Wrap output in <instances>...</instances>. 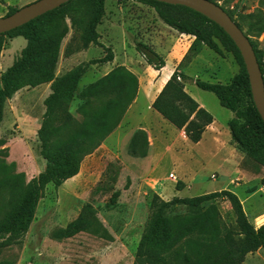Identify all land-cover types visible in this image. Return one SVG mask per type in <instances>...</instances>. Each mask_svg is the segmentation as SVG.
I'll return each mask as SVG.
<instances>
[{
    "label": "rangeland",
    "instance_id": "374dc122",
    "mask_svg": "<svg viewBox=\"0 0 264 264\" xmlns=\"http://www.w3.org/2000/svg\"><path fill=\"white\" fill-rule=\"evenodd\" d=\"M31 1L34 0H0V17L4 16L8 6L19 8ZM114 1L107 4L97 28L99 41L112 49L114 63H124L136 75V96L118 125L93 152L83 157L79 172L57 187L52 184L45 187L27 230L12 239L0 238V264H133L154 200L171 199L170 190L188 180V189L179 195L194 196L220 187L228 188L237 194L254 226L264 222V184L260 181L264 167L255 171L241 158L239 165L251 172V176L231 180L224 172L218 174L215 171L217 163L206 150L204 153L202 150L199 158L192 155L197 146H190L183 129L165 120L149 106V101L164 85L160 87L158 79L167 75L173 62L167 55L163 57L164 65L159 77L158 59L153 57L155 65L147 63L137 48L139 43H143L157 54L164 55L165 31L161 27L165 24L145 4L130 0L118 7ZM216 1L232 14L243 30H246L249 19L254 20V15L264 17V0ZM72 37L70 30L61 42L56 74L105 53L98 45H88L67 56L64 52L69 41L73 50L79 45L78 39ZM249 37L262 51L264 62V28ZM24 45L22 36L4 38L0 50V74L19 59ZM108 63L111 61L91 65L79 80L70 104V112L77 119L81 118L77 112L80 102L77 93L84 85L106 73ZM176 69L189 75L184 88L190 86L189 94L200 100L219 123H226L233 116L232 111L220 105L214 93L197 87L193 82L195 78L209 82L229 81L238 71V64L231 53L224 52L219 56L206 47L198 53L189 49ZM48 91L47 83L23 87L4 103L0 123L3 141L0 151V220L8 212L13 196L5 186L7 180L13 174L22 173L27 181L44 168L36 130L44 110L42 100ZM141 131L145 132L146 146ZM143 149L146 150L144 156L140 154ZM179 166H183V173L178 171ZM187 166L194 168L192 176L195 180L192 183ZM171 173L175 178H171ZM215 203L226 224L235 230V214L230 202L219 198ZM85 205H90L98 228L94 232L80 230L65 236L63 229L66 224ZM177 210L184 209L177 206ZM241 264H264V247L248 253Z\"/></svg>",
    "mask_w": 264,
    "mask_h": 264
},
{
    "label": "trees",
    "instance_id": "16d2710c",
    "mask_svg": "<svg viewBox=\"0 0 264 264\" xmlns=\"http://www.w3.org/2000/svg\"><path fill=\"white\" fill-rule=\"evenodd\" d=\"M134 1L151 7L167 26L193 37L189 49L194 53L206 47L219 56L224 52L232 54L238 71L229 81L209 82L195 78L193 82L197 87L214 93L220 105L232 111L233 116L228 119L227 126L243 162H248L255 171L264 167V123L254 105L241 54L230 36L213 20L187 6L158 0ZM210 1L217 3L216 0ZM104 3L105 0H67L20 26L0 33V50L5 37L22 36L25 39L19 59L0 74V123L5 101L17 90L49 84L36 130L44 168L27 181L22 173L13 174L7 180L5 186L13 196L8 212L0 220V238L12 239L27 230L45 187L48 184L57 187L76 175L83 157L93 152L118 125L136 96V75L124 65H115L77 93L80 100L77 112L81 118L77 119L70 112L81 77L91 65L110 62L114 56L112 49L99 41L97 26L105 13ZM17 8L8 6L4 15ZM222 8L248 37L264 81L262 51L249 37L251 33L262 31L264 17L254 15V20L249 19L246 30H243L232 14ZM70 30L79 45L73 50L69 41L64 52L67 56L88 45H98L105 53L56 74L61 42ZM138 45L147 63L155 65L153 57H156L158 67L163 66V59L153 49L143 43ZM188 78L189 75L183 71L174 69L151 107L168 122L183 129L188 140L195 143L201 139L213 117L186 92L184 83ZM141 132L146 146L145 132ZM2 144L0 138V151ZM140 154L144 156L146 150ZM260 181L264 184V175ZM219 198L230 202L235 214V230L222 218L215 203ZM177 206L184 210H177ZM96 228V216L90 205H85L66 224L63 234L69 236L80 230L94 232ZM261 247H264V222L254 226L237 194L225 188L194 196H173L167 201L155 199L139 238L133 264H241L248 253Z\"/></svg>",
    "mask_w": 264,
    "mask_h": 264
},
{
    "label": "crops",
    "instance_id": "0c3cea01",
    "mask_svg": "<svg viewBox=\"0 0 264 264\" xmlns=\"http://www.w3.org/2000/svg\"><path fill=\"white\" fill-rule=\"evenodd\" d=\"M126 1H130V0H125L122 2H118L117 0H115L114 2L116 3V6L120 7L122 5V3L126 2ZM109 2H110V0H105V3H104L105 12H106L107 4ZM98 26H97V28H98ZM161 28H163L162 30L165 31V34H164L165 37L163 40L164 45L162 47V49L164 50L163 51L164 55L158 51L157 52L159 55L162 56V59L165 55L170 57L171 61L173 62V66L164 78L158 79L157 84L160 85V87H162V85L166 82V80L171 75L172 71L174 69H176L178 67V65L181 63V61L185 57L187 51L189 50L190 44H191L192 39H193V37H191L190 35H185V34L179 33L177 30L167 26L166 24L164 25V27L162 26ZM123 64L124 63H122V62L114 63V60H113V61H111V63H108L107 67H109V69H111L115 65H123ZM162 69H163V66H161L158 70L159 77H160ZM189 87L185 86V90L188 94H189V91H188ZM153 99H151L149 101L150 107H151V103H152ZM193 99L199 104V106H201L205 109L204 104L200 100H196L195 98H193ZM228 119H227V121H228ZM227 121H226V123H219L213 117L212 121L206 125L205 130L202 133L201 139L195 143L189 141L191 147L197 146V150H195V152H193L192 155L194 157L199 158V156L204 153V150H206L209 157L210 156L213 157V159L217 163V169H215V171L218 174H219V172H221V173L224 172L225 175L227 177H230L231 180L232 179H240V178L247 179L251 176V172L247 171L245 168H243L242 166L239 165V161L241 160L242 155L235 148L234 144L231 143V137H230L229 129L227 126ZM206 137H207V139H205ZM203 142H207V143L203 144ZM200 146H201V148H199ZM202 150H203V153H202ZM187 167H188V171L190 172V176H189L190 182L192 183L195 180L194 179L195 177L193 178V176H192L193 175L192 172L194 171V168H190L189 166H187ZM178 171L180 173H183V166L182 167L179 166ZM230 179H229V181H230ZM187 182H189V180L184 181V183H183L184 185L181 184V187L179 189L178 188H172V190H170V193H171L170 196H181V195H179V193L182 192L183 190L188 189ZM222 188L223 187H220L216 190H221ZM216 190H213V191H216Z\"/></svg>",
    "mask_w": 264,
    "mask_h": 264
},
{
    "label": "water",
    "instance_id": "95a60500",
    "mask_svg": "<svg viewBox=\"0 0 264 264\" xmlns=\"http://www.w3.org/2000/svg\"><path fill=\"white\" fill-rule=\"evenodd\" d=\"M67 0H34L8 15L0 17V33L9 31L51 10ZM187 6L217 23L238 48L249 79L254 105L264 123V81L253 47L231 16L219 4L210 0H158Z\"/></svg>",
    "mask_w": 264,
    "mask_h": 264
},
{
    "label": "built area",
    "instance_id": "2783aa9c",
    "mask_svg": "<svg viewBox=\"0 0 264 264\" xmlns=\"http://www.w3.org/2000/svg\"><path fill=\"white\" fill-rule=\"evenodd\" d=\"M170 175H171V178H175V176L172 173Z\"/></svg>",
    "mask_w": 264,
    "mask_h": 264
}]
</instances>
